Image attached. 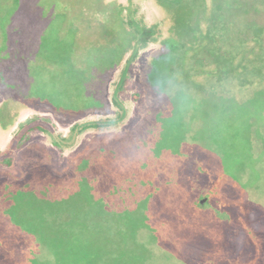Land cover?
<instances>
[{
    "label": "rangeland",
    "instance_id": "rangeland-1",
    "mask_svg": "<svg viewBox=\"0 0 264 264\" xmlns=\"http://www.w3.org/2000/svg\"><path fill=\"white\" fill-rule=\"evenodd\" d=\"M209 2L0 0V264L264 257L260 41Z\"/></svg>",
    "mask_w": 264,
    "mask_h": 264
},
{
    "label": "trees",
    "instance_id": "trees-1",
    "mask_svg": "<svg viewBox=\"0 0 264 264\" xmlns=\"http://www.w3.org/2000/svg\"><path fill=\"white\" fill-rule=\"evenodd\" d=\"M211 2L215 6V8H217V10H220L222 12L224 11L234 18H239V17H242L243 15L245 17V15L247 13H253V11H251V6H246L245 8H243V6L240 3V0H211ZM235 8H236V10H235ZM131 22H132V17L129 16L126 23H127V26L130 27L129 29L131 30L132 34H135L140 38L139 39V42H140L139 46L142 47V46H145L146 44H148L149 41L152 39L154 32L149 30L143 24V22L136 21V18H135V22L137 23L136 26H133ZM225 29L227 32L218 31L219 34H221L223 32V34L221 36L222 37L221 40H219L218 37H216L211 41L212 45L214 47H216L218 49V51L226 50V47H225L226 41L228 43V47H229L230 41H232V40H230L231 39V35H230L231 29L229 27H226V26H225ZM240 33L241 32L237 33V36L239 38H241ZM263 49L264 48L261 46L257 47L256 52H253L250 54L252 56V58H246V56H244L245 58H243V57L240 58V64L246 63V71L248 73H250L251 76L257 78L258 80H261L262 82L264 81V75L261 74L262 70H260V69L264 68V50ZM250 50H253V49H250ZM208 54L209 53L205 52V55H201L198 59L195 60V64H200L201 62L203 63L204 57L208 56ZM242 58H243V60H242ZM253 58L259 59L258 60V66H256V67L252 66ZM215 59L212 61V64L214 63ZM226 59L228 60V59H230V57L228 56ZM202 65L204 66V64H202ZM254 68H256V69H254ZM258 70H259V72H258ZM255 71H257V72L255 73ZM229 75L230 74L227 73V77ZM258 76H259V78H258ZM228 78L232 79V77H228ZM125 83H126L125 79H122V82L120 84V90L123 88ZM113 102L115 103L116 106H118L117 101L115 99H113ZM105 111H106V109H104V112ZM116 121H114V122L105 121L103 124L84 126L81 129H82V131H84L88 128H94V129H100V130L103 128L108 129V128L112 127L113 125H115ZM35 130H39L40 132H43V130L40 127L30 128V131H35Z\"/></svg>",
    "mask_w": 264,
    "mask_h": 264
},
{
    "label": "flooded vegetation",
    "instance_id": "flooded-vegetation-1",
    "mask_svg": "<svg viewBox=\"0 0 264 264\" xmlns=\"http://www.w3.org/2000/svg\"><path fill=\"white\" fill-rule=\"evenodd\" d=\"M240 3L243 6V8H245L246 6H251V11H253V13H247L245 15V17H244V15L242 17H239V19L243 18L245 21L244 22L245 28H243V30H241L242 32L240 33V36L243 37L244 32L247 35H250V33H251V35L253 37L251 40H255V41L259 40L260 46L264 48V0H240ZM225 26L229 27L227 22H226ZM248 46H249L248 49H253V50H249L248 52L247 51L244 52L245 53L244 56H246V58H252V56L250 54L253 52H256L257 47H255L251 43H249ZM260 46H258V47H260ZM225 47H226V49L228 48L227 41L225 43ZM227 57H228V53L225 52V50L219 51L217 56L209 53L208 56L204 57L203 64H204V66H209L212 64V61L215 58H227ZM260 70H262V72H263V73L261 72V74L264 75V68L260 69ZM256 72L257 71H255V73ZM258 72H259V70H258ZM258 78H259V76H258ZM258 261H259L258 264H264V257L258 258ZM241 264H243V263H241Z\"/></svg>",
    "mask_w": 264,
    "mask_h": 264
},
{
    "label": "water",
    "instance_id": "water-1",
    "mask_svg": "<svg viewBox=\"0 0 264 264\" xmlns=\"http://www.w3.org/2000/svg\"><path fill=\"white\" fill-rule=\"evenodd\" d=\"M204 202H205V200H201V201H200V205H203Z\"/></svg>",
    "mask_w": 264,
    "mask_h": 264
}]
</instances>
